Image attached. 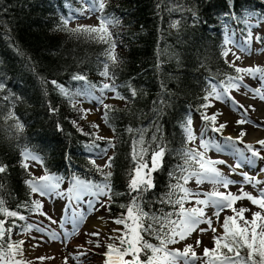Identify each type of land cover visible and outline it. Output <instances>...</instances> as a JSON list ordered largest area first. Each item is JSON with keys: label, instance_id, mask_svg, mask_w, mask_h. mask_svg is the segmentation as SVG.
Masks as SVG:
<instances>
[{"label": "trees", "instance_id": "16d2710c", "mask_svg": "<svg viewBox=\"0 0 264 264\" xmlns=\"http://www.w3.org/2000/svg\"><path fill=\"white\" fill-rule=\"evenodd\" d=\"M88 2L93 5V0ZM103 3L100 16L116 21L111 39L116 46L115 64L106 56L108 43L81 36L62 24L75 10H83L85 2L0 0V83L5 85L0 90V166L5 167L0 173V199L11 210L31 204L32 194L26 184L31 177L20 155L22 150H30L49 174L100 183L104 177L97 168L110 171L111 201L105 210L110 215L125 212L121 205L130 200L127 185L134 164L133 145L142 136L149 157L157 145L166 149L162 167L153 173L155 188L144 194L143 207L148 212L170 211V206L159 201L175 183L169 174L183 164L181 154L190 148L183 125L189 114L204 111L201 105L209 81L219 83L238 75L221 54L222 20L246 10L264 18V0ZM106 63L108 80L124 101L109 104L107 122L103 119L112 138L97 140L92 129L81 123V109L51 81L68 90L77 83L73 76L82 75L84 82H91ZM105 111L103 108L102 118ZM215 140L211 136V141ZM93 141L98 147L91 150L108 148L111 142L110 168L91 163L86 152ZM136 146L138 150L139 144ZM11 222L10 218L6 227ZM4 239L7 243L8 237ZM145 239L158 243L149 236ZM193 249L196 252V246ZM141 259L146 258L142 255Z\"/></svg>", "mask_w": 264, "mask_h": 264}, {"label": "snow or ice", "instance_id": "6c2138e0", "mask_svg": "<svg viewBox=\"0 0 264 264\" xmlns=\"http://www.w3.org/2000/svg\"><path fill=\"white\" fill-rule=\"evenodd\" d=\"M105 4L103 0H93L91 11L103 12ZM70 18H64L62 24L66 28ZM99 27H85L71 29L74 33H84L98 42H105L110 45L106 56L115 64L116 57L113 54L115 44L111 42V34L107 31V26L112 25L114 19L107 16H101ZM253 37L251 32L248 33L244 43L241 45L234 41L231 37L226 36L224 41V50L221 53L223 57L227 58L231 52L229 45H235L241 51L250 52V45ZM259 41L260 37H256ZM232 55L236 59H240L235 52ZM230 67L232 65H229ZM109 65H104V71L101 73L104 77H109L108 71ZM236 76H227L225 80L219 83L208 82L206 88V95L201 105V109H208L213 107L210 103L211 99L219 101L231 100L232 104L238 111H241L243 118L236 121L238 126L245 125L250 121L247 119L248 109L253 106H245L238 104L230 96V92L235 89L239 91L241 87H244L248 92L253 94V97H258L264 100V68L259 66L240 68L236 67ZM243 74V75H239ZM249 76L253 80L259 81V86L251 88L247 84L243 83L244 76ZM73 80L84 81L86 77L82 75H76L72 77ZM51 83L59 89L62 95L71 98V93L65 89L62 85L58 84L55 80ZM5 85L0 83V90H3ZM116 92L113 85L105 83L100 88V96L93 95L91 86L88 90L77 93V95L84 96L85 98H91L99 104H103L106 109L103 119L107 122L108 112L110 105L103 103V94L105 91ZM132 95H136V91L132 90ZM116 97L124 99L116 92ZM81 111H87L81 109ZM11 116L12 114L9 113ZM221 113L207 114L206 111H201V119L204 122V130L200 134V149H188L181 154L183 160L182 165H178L170 177L175 183L169 186L168 192L160 198L162 205L170 206L171 210L166 212H148L143 207L144 194L155 188L153 173L157 172L163 165V158L165 156L166 149L163 145H157L155 149L151 150L149 157V148L145 147L143 137L140 140L134 142L132 159L133 168L129 173L128 180V192L130 197L129 203L121 205L125 209V212L121 213L120 217L114 219V223L122 228H115L112 230L116 235L109 236L113 243L107 244V251L104 253L106 260L105 264H178L182 261L183 264H264V187L257 188L258 185L264 184V181L257 179L256 176H250L246 172H241L243 181H235L227 178L217 167V165H224V160H213L207 156V153L212 148L219 149V145L214 144L210 139H205L208 131L216 134L223 135L224 129L227 127V121L224 123H217V117ZM83 118V117H82ZM260 125H257L259 127ZM20 125L17 124V128ZM98 128V125H93ZM185 139L187 142H193L197 139L192 128L191 117L185 121L183 125ZM129 131H132L129 129ZM248 133L239 128L237 136L224 137L232 149L243 157L250 166H254L258 160L264 161V155L261 152L264 151V139H260L255 143L260 147L256 148L252 143H246L244 137ZM97 140H104V137L96 136ZM155 140V137L153 138ZM137 144L139 149L137 150ZM237 144H243L242 148H238ZM109 141V147H111ZM98 147L93 141V144L89 146ZM107 149H101V154H106ZM246 153L248 155H246ZM23 158L25 161L31 159L39 161L38 156L33 155L30 152H24ZM112 157L108 158L105 168L112 166ZM95 164V161H91ZM27 169V163L22 165ZM242 163H237L235 166H229L232 172L236 169L242 168ZM5 171V167L0 166V173ZM100 171L104 179L100 183L92 181H84L75 179L73 181L72 188L68 193L59 191L60 180L57 177L45 174L38 178H32L26 181V184L31 194H38L40 197L57 195L61 197H67L70 203L80 202L85 196H93L96 198V203H101L100 197H107V201L101 203V207L108 204L111 201V186L109 183L112 173L103 172L102 169L97 168ZM261 174H264V167L259 169ZM195 179L197 184H202L205 181L210 182L214 186L223 187L228 189L230 185L237 183L241 184L240 194L236 195L230 191L221 192L213 190L207 193L192 192L186 187L188 182ZM244 184H251L254 188H257L258 195L254 196L251 193L243 191ZM203 196L201 199L200 196ZM247 199L252 205L258 207L260 211L251 212V218L248 219L245 216L246 212L250 210L245 207L236 208L237 201ZM194 200L195 206L186 208L185 204ZM89 206L95 211V206L92 201H88ZM42 203L39 200H34L31 205L24 203L17 206V210H11L5 205V201L0 199V264H24L23 260H17V256H23L22 245L24 241H19L13 244L11 242V235L13 228L19 227L16 221H25L26 216L21 214L19 209H24L29 213L43 215L50 223H56L51 216L42 211ZM211 207L214 209L212 216L206 215L205 209ZM110 210V209H109ZM225 210H230L231 215H226L221 220V213ZM63 211V210H62ZM213 217H215V223L217 227L213 226ZM11 218V225H8ZM85 219L83 213L79 216H75L72 220L73 225L78 228L80 223ZM206 224L207 228H200V232L211 231L213 233V247L204 248L202 255H197L192 245H186L183 251L170 250L169 245L178 243L188 238L194 231L197 230L199 225ZM35 226L27 224L22 228V231H32ZM36 231H42V229L36 227ZM219 231V234H218ZM90 235L98 236L99 232H92ZM8 237V242H5V237ZM146 236L152 237L158 243H151ZM49 239L57 240L60 236L56 232L49 234ZM67 239V236L64 238ZM116 241L119 242L117 245ZM91 243V241H89ZM201 241H196V246L200 245ZM99 247V244L96 245ZM150 253V254H149ZM81 252L80 255H84ZM145 256L146 259H141V256ZM130 257V258H129ZM39 259L43 260L44 257ZM73 259H78L77 256H73ZM65 264H68V257H64Z\"/></svg>", "mask_w": 264, "mask_h": 264}, {"label": "rangeland", "instance_id": "374dc122", "mask_svg": "<svg viewBox=\"0 0 264 264\" xmlns=\"http://www.w3.org/2000/svg\"><path fill=\"white\" fill-rule=\"evenodd\" d=\"M82 1L86 3V7L81 10H73L74 12L71 13L67 18L69 19L68 25L73 28H85V27H99L100 25V11H91L92 4L88 2V0H77ZM104 2V0H103ZM77 11V12H76ZM223 34H224V41L225 37H231L234 41L238 42L239 44H243L244 40L246 39L249 32L252 34V41L248 47L250 48V52H244L241 51L239 48H237L235 45H229L228 47L231 48V52L227 56V58L224 57V60L233 65L234 67H240V68H247V67H256L259 66L261 68H264V18H261L260 15H258L254 11H244L241 15H238L234 18L224 19L221 23ZM107 31L111 34L112 39V32H113V24L107 26ZM80 35H85L84 33H80ZM256 37H260V40L257 41ZM232 52H235L236 55L240 57V59H236L235 56L232 55ZM243 75V74H240ZM101 79L103 82L102 84H98V80ZM91 81V88L93 95L100 96V88L103 84L108 83L110 84L107 77H104L102 75L90 79ZM243 83L247 84L251 88H256L259 86L258 80H253L249 76H244ZM111 85V84H110ZM90 85L88 82L84 83L83 81H80V83L75 84L71 87L69 92L72 94V100L73 103L77 105L79 109H84L87 111H81L82 117H81V123L83 125H88L92 131L95 133L96 136L104 137L105 140L111 138V134L109 133L108 129L103 124V104L97 103L95 100L91 98H85L84 96L77 95V93H80L82 91L88 90ZM116 89V88H115ZM116 92H118L116 90ZM116 92L112 91H105L103 94V103L104 104H119L121 100L116 97ZM230 96L233 100H235L238 104L245 106V108H248V106H253L255 110H252V108L248 109L247 113V119L250 121L249 123H246L245 125L238 126L236 124L237 120H240L243 118L241 111H238L235 106L232 104L231 100L228 101H219L215 99H211L210 103L213 105V107H210L204 111L207 112V114L211 115L213 113H221L217 117V123H224L227 121V127L223 131V135L213 133L211 131H208L205 139H210L211 136L217 138L218 142L215 143L219 145V149L212 148L208 151L207 156L210 157L213 160H224L226 161V164L224 165H217L218 169L229 179L235 180V181H243V176L240 175L241 172H246L250 176H256L257 179L264 181V174H261L259 172V169L264 167V161L258 160L254 166H250L247 161L243 159V157L239 156L238 153H236L231 145L225 141L224 137L227 136H237L239 128H243L248 135L244 137V141L246 143H252L256 148H259L260 146L256 144L255 142L264 139V100L259 99L258 97L254 98L253 94L251 92H248L244 87H241L239 91L233 89L230 92ZM192 120V128L194 131V134L196 135L197 139L193 142H188L190 145L189 149H200V134L204 130V122H201V115L197 114H189ZM93 125H98V128L93 127ZM257 125H260L257 127ZM213 133V134H212ZM237 145L238 148H242L243 144ZM105 149V148H103ZM30 152L29 150H22L21 151V163H27L28 167L27 170L29 172H33L32 178H38L45 174H48V172H44L41 162L34 161V160H27L25 161L23 158L24 152ZM109 149H107L106 154H101L100 151H94L91 150L87 153V156H89L90 160H94L95 163L102 167L106 163V159L109 155ZM32 153V152H30ZM264 153V151H262ZM261 153V155H262ZM35 155L34 153H32ZM246 155H248L246 153ZM36 156V155H35ZM237 163H242L243 167L236 169L235 172H232L229 166H235ZM51 175V174H48ZM53 177H57L60 180L59 184V191L65 193L64 188L66 187V190L69 191L72 188L73 181L75 179H80L84 181H89L80 177H73L68 178L64 177L62 175H51ZM31 178V179H32ZM93 182V181H92ZM188 189H190L192 192L196 193H207L211 192L213 190H218L221 192H227L230 191L233 194L239 195L240 194V188L241 184L237 183L235 185H230L228 189H224L223 187L214 186L210 182L205 181L202 184H197L195 179H192L188 182L186 185ZM264 187V184L258 185L257 188ZM257 188H254L251 184H244L243 185V191L251 193L252 195L256 196L258 195ZM90 196V195H89ZM89 196L83 197V199L80 202H74L76 206V212L77 214L85 213L86 212V203L87 198ZM200 198L202 199L203 196L201 195ZM39 200L42 203V211L47 213L48 216H51L53 220L56 222H62L63 220H69L61 219L60 218V211L63 209V200L64 197L57 196V195H50L45 197H40L38 194H32V201ZM101 203H104L107 201L106 197H100ZM101 203H96L95 205V211L93 209L89 212V217H86L85 222H81L79 227L74 229L71 226L63 227V231L60 235L59 244L58 242L53 243L56 244V248L54 249V246L47 245L44 240L40 239L39 234H49V229L46 230V232L42 231H36L35 228L38 227V223L44 224L47 223L48 226L55 225V223H50L49 220H47L43 215L39 214H33L29 213L27 214V217L30 218V220H34L35 222L29 221H21L18 225L19 227L14 228V232L11 235V242L13 244L18 243L19 241H24V244L22 245L23 248V256H17V260H23L24 263L27 264H65L64 257H68V264H105L106 257L104 253L107 251V244L113 243V240L109 239V236L116 235L112 232L115 228H122V226L116 225L114 221V217L107 216H100L102 214H105L103 211V207H101ZM31 205V204H30ZM195 206L194 200L188 202L185 204L186 208H191ZM236 208L245 207L248 208L250 211L245 213V216L250 219L251 218V212L260 211V209L254 205L251 204L250 201L247 199L237 201L235 204ZM75 209V208H74ZM206 215L212 216L214 209L211 207L205 209ZM97 214L98 217L100 216L103 218L102 220H105L106 222L109 221L110 223H106L105 226L102 228H90V226L87 225V220H89L93 215ZM230 210H225L221 213V220L226 215H231ZM36 223V224H34ZM27 224H32L35 227L32 231H22V228L25 227ZM37 225V226H36ZM213 226L217 227L215 223V217H213ZM208 226L206 224H201L197 228L196 231H194L188 238H186L183 241H179L178 243H175V246L173 249L170 250H177L183 251L184 247L186 245H192L196 246V241H201L200 245L196 246V253L197 255H202L204 248H211L213 247V233L211 231L206 232H200V228H207ZM40 228V227H38ZM41 229V228H40ZM99 232L98 236L90 235L92 232ZM219 234V231H218ZM16 235L17 239L14 240L13 236ZM90 235L91 239H88L86 236ZM65 236H67V239L65 240ZM48 240V239H47ZM91 241V243H89ZM117 245L119 244L118 241H116ZM99 244V247L96 245ZM81 252H84V255H80ZM150 254V253H149ZM77 256L78 259H71L69 256ZM40 257H44L43 260L39 259ZM130 258V257H129ZM144 258H146L144 256ZM178 264H183L182 261H179ZM198 264H202V262H198Z\"/></svg>", "mask_w": 264, "mask_h": 264}, {"label": "bare ground", "instance_id": "6f19581e", "mask_svg": "<svg viewBox=\"0 0 264 264\" xmlns=\"http://www.w3.org/2000/svg\"><path fill=\"white\" fill-rule=\"evenodd\" d=\"M86 220V218L84 219ZM87 225L90 226V228H102L105 226V222L102 220L101 217H98V215L96 216H92L89 220H87Z\"/></svg>", "mask_w": 264, "mask_h": 264}]
</instances>
